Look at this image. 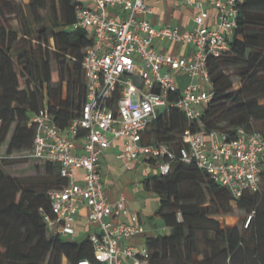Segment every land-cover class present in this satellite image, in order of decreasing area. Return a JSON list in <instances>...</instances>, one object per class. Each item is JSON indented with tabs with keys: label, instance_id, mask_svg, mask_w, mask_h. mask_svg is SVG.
<instances>
[{
	"label": "trees",
	"instance_id": "1",
	"mask_svg": "<svg viewBox=\"0 0 264 264\" xmlns=\"http://www.w3.org/2000/svg\"><path fill=\"white\" fill-rule=\"evenodd\" d=\"M79 2L0 0V264L94 260L88 236L66 239L48 231L49 190L65 181L58 166L46 162V172L35 177L12 176L3 167L10 156L33 157L32 112L46 106L61 129L80 115L87 93L82 60L92 39L75 26ZM237 21L229 48L208 58L214 93L201 122L170 108L152 122L146 141L179 153L187 128L231 137L241 127L264 132V0L239 3ZM143 185L159 200L154 224L166 229L147 236L148 264H264V186L235 197L179 156L168 174L148 175ZM235 208L250 214L246 227L221 221Z\"/></svg>",
	"mask_w": 264,
	"mask_h": 264
},
{
	"label": "built area",
	"instance_id": "2",
	"mask_svg": "<svg viewBox=\"0 0 264 264\" xmlns=\"http://www.w3.org/2000/svg\"><path fill=\"white\" fill-rule=\"evenodd\" d=\"M150 0H81L76 27L92 42L82 65L87 93L80 115L61 129L45 106L30 114L34 127L31 155L56 164L64 184L49 190L50 234L74 239L84 208L92 230L87 234L94 260L77 264H148L150 250L132 239L145 233L143 220L124 195L112 202L101 171V158L118 147L117 158L129 169L135 161L168 174L178 156L195 162L235 197L262 187L264 132L241 127L236 136L220 129H191L176 153L168 145L146 141L151 124L177 108L189 121L201 122L212 101L214 84L208 65L230 46L243 0H184L194 9L193 25H155ZM209 2L210 6H207ZM211 7L215 13H211ZM211 20V21H209ZM159 41L181 43L187 52L158 47Z\"/></svg>",
	"mask_w": 264,
	"mask_h": 264
},
{
	"label": "crops",
	"instance_id": "3",
	"mask_svg": "<svg viewBox=\"0 0 264 264\" xmlns=\"http://www.w3.org/2000/svg\"><path fill=\"white\" fill-rule=\"evenodd\" d=\"M149 2L154 6V11L149 17L155 25L174 24L183 29L193 25L194 9L191 8L189 11L184 0H150ZM207 6H210L209 2ZM211 13H215L212 7ZM158 47L174 52L188 51V47L184 44L171 41H159ZM117 152L118 147L114 146L109 148L101 158V171L106 191L112 202L116 201L120 195H124L133 209L139 213L144 223L145 233L135 236L132 242L143 245L147 236L157 235L161 230H166L165 227L154 224L152 215L159 205V200L154 192L145 189L143 185L144 178L155 173L156 170L153 173L150 172L148 164L144 161H135L133 168L129 169L121 159L117 158ZM86 211L87 208H84L78 233L87 236L93 227L85 215Z\"/></svg>",
	"mask_w": 264,
	"mask_h": 264
},
{
	"label": "rangeland",
	"instance_id": "4",
	"mask_svg": "<svg viewBox=\"0 0 264 264\" xmlns=\"http://www.w3.org/2000/svg\"><path fill=\"white\" fill-rule=\"evenodd\" d=\"M21 1V0H18ZM23 1H28V0H23ZM183 2V1H182ZM188 10L190 11L191 8H193L191 5L186 4ZM12 24L16 27L18 22L16 19L12 20ZM167 44H169V42H167ZM239 83L236 84V86H238ZM262 103H264V100H261ZM7 162H4L3 167L4 169L7 171L8 174L12 175V176H20V177H35L38 176L39 173H45L46 172V164L43 162H40L39 160H37L36 158L27 156L26 154H17V155H13L8 157ZM148 167L150 168V172L153 173L154 166L150 165L149 163H147ZM39 165V166H37ZM264 185L262 184V187ZM254 214V212L252 213ZM250 218V214H248L247 212H245L244 210L235 208L233 213L230 214H223L220 216L221 221L224 224L227 225H239L240 227H246V224L248 222ZM163 230H161L162 232ZM165 231V230H164ZM84 237H86L85 234H77L76 236H74V239L77 240H81ZM68 238V237H65ZM200 242L202 245H205V240H203L202 238L200 239ZM62 264H71L68 259L67 262L62 260Z\"/></svg>",
	"mask_w": 264,
	"mask_h": 264
}]
</instances>
